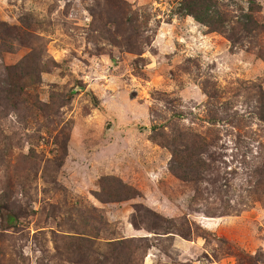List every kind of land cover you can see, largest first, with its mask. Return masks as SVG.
I'll return each mask as SVG.
<instances>
[{
  "label": "rangeland",
  "instance_id": "1",
  "mask_svg": "<svg viewBox=\"0 0 264 264\" xmlns=\"http://www.w3.org/2000/svg\"><path fill=\"white\" fill-rule=\"evenodd\" d=\"M0 264H264V0H0Z\"/></svg>",
  "mask_w": 264,
  "mask_h": 264
}]
</instances>
